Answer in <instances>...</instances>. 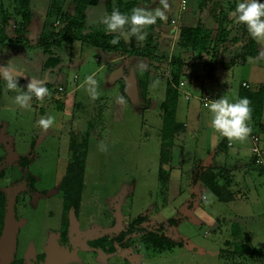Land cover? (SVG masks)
I'll use <instances>...</instances> for the list:
<instances>
[{"label": "rangeland", "instance_id": "obj_1", "mask_svg": "<svg viewBox=\"0 0 264 264\" xmlns=\"http://www.w3.org/2000/svg\"><path fill=\"white\" fill-rule=\"evenodd\" d=\"M103 1L112 9L130 1L140 8H161L166 16L161 31L173 35L189 14L194 25L199 20L212 25L217 37L218 24L204 17L214 10L202 6L210 0H186L185 7L183 0H166V9L161 0ZM0 2L9 34L19 33L28 42L0 44V62L7 65L16 59L19 71L51 83L48 94L33 96L31 107L25 109L13 102L18 90L8 89L0 79V197L5 199L0 264H264V165L253 162L250 133L236 151L228 142L225 149V136L218 132L217 150L208 103L200 100L223 96L234 103L241 87L257 91L263 86L264 39L258 40L257 56L243 60L241 45L251 35L233 18L219 60L210 63L212 57L206 55L207 63L186 54L177 119L188 125L175 135L170 161L163 165L161 105L167 96L168 61L108 55L76 40L55 49L60 63L45 68L49 55L37 46L42 29L59 26L60 14L71 12L78 0H31L29 23L16 0ZM89 18L97 23L99 13L92 10ZM141 31L146 35L147 25ZM122 37L130 41L128 27ZM162 41L159 54L170 55L174 38L162 36ZM132 64L144 82L138 104L127 96L123 77L110 81L115 69L123 67L127 75ZM89 75L95 85L86 82ZM29 82L19 76L20 90ZM89 88H95V98ZM121 96L123 102L118 100ZM259 113L256 121L251 112L247 124L253 125L251 131L264 149V99ZM41 117L53 118L46 131L37 123ZM85 139L80 204L67 212L74 246L69 250L60 243L65 210L61 184L73 159L72 142L81 148ZM203 176L220 188V194ZM143 216L147 228H164L167 243L158 246L135 229L116 241L117 254L88 247L87 240L106 233L116 237Z\"/></svg>", "mask_w": 264, "mask_h": 264}, {"label": "trees", "instance_id": "obj_2", "mask_svg": "<svg viewBox=\"0 0 264 264\" xmlns=\"http://www.w3.org/2000/svg\"><path fill=\"white\" fill-rule=\"evenodd\" d=\"M21 10V15L26 23H29L32 17L31 0H16ZM136 2H127L124 6L118 9L122 14L130 15L132 10L136 8ZM237 6L236 2H233L232 6L221 8L219 12L215 13V22L218 24L217 37H213L214 28L212 25H208L203 21H199L197 25L190 23L189 21H182L177 28L181 29L179 38L174 39L172 46V52L170 55H160L159 50L162 44L161 31L162 19L157 18L156 23L147 25V31L145 39L139 40L137 34L130 35V41L127 42L122 37L123 30L107 31L105 25L101 22L102 17L110 15L113 11L109 3L103 0H78V3L74 9L67 13L62 12L60 14L61 24L54 27L50 24L45 25L40 34L37 46L43 48L45 53L49 55L47 61L44 64L45 68L56 67L60 63L59 57L55 54V49L62 47L64 44L73 41H81L83 44L96 47L103 53L108 55H117L120 57H145L149 60L166 59L169 63L168 69V88L167 96L163 101L162 117L163 127L161 132L162 149H161V161L165 165L170 161L171 148L175 135L185 129V123L177 119V105L180 98L179 84L181 77L185 72V65L187 62V55L191 56L194 60L201 59L208 63L205 58L206 55L212 57L209 61L213 63L214 60H219L222 46H225L229 42V35L231 33V25L234 23V19L230 18V13L235 11ZM62 8H59L61 10ZM92 10L99 13V21L97 23H90L89 14ZM8 17L6 10L2 2H0V44L3 43H15L24 42V39L19 33L9 34L7 30ZM128 27V25H125ZM21 30V29H20ZM113 39H118L117 44H112ZM237 42L242 41L241 38L236 37ZM241 56L245 60L246 56H257L259 53L258 40L252 38L249 39L247 44L241 45ZM205 58V59H204ZM135 69L137 77L139 93L144 88V82L139 76V70L136 64H132ZM128 71V70H127ZM130 71V70H129ZM124 72L126 70L124 69ZM51 83L46 79L44 85L48 87ZM141 88V91H140ZM247 98L249 100V108L253 113L252 120L257 121V117H260L259 110L263 104L264 99V85L257 91L246 88H240L237 101L241 98ZM257 113L259 115H257ZM260 120V119H258ZM262 122H259V125ZM255 125V123H254ZM253 128V125L248 124ZM263 125L261 124V129ZM252 132V131H251ZM254 133V132H253ZM225 148L227 147V139L225 137ZM223 147V146H221ZM73 151V159L70 161L66 174L62 180L61 187L64 191V216L62 222V228L60 232V243L69 250L74 249L71 236L73 230L70 228V220L67 216V212L71 207H78L81 199V191L83 186V179L86 168L87 148L88 143L85 139L81 144V148H76L75 142L71 145ZM253 162L256 164V156L253 154ZM253 163V164H254ZM264 168V166H261ZM207 185L214 190L215 193L220 194V188L213 182L207 181L206 177H202ZM226 199V198H224ZM4 196L0 197V229L4 219ZM145 216L136 218L131 222L125 230H122L120 235L112 237L106 233L87 240L89 248L102 252L106 255L117 254L118 249L116 247V241L121 242L128 233L135 229H139L146 233V237L154 242L158 246H163L168 242V237L161 230H154L142 225ZM238 224H236L237 226ZM45 258V254L40 256V260Z\"/></svg>", "mask_w": 264, "mask_h": 264}, {"label": "clouds", "instance_id": "obj_3", "mask_svg": "<svg viewBox=\"0 0 264 264\" xmlns=\"http://www.w3.org/2000/svg\"><path fill=\"white\" fill-rule=\"evenodd\" d=\"M163 8L166 9L168 4L166 0H161ZM235 17L237 23L247 26L249 34L256 40L264 39V0H239L235 11L230 13ZM157 18L165 19V11L161 8L154 10L136 7L130 15L122 14L118 9H113L110 15L102 17L101 22L105 25L107 31L123 30L125 25L129 26V35H137L139 40L145 39V35L141 29L145 25L156 23ZM118 39H113L112 44H117ZM13 59L6 66H0V79L6 81V86L10 90H18V94L14 97V104L28 109L31 107L30 101L33 96L43 98L48 94V88L44 85V81L31 78L24 90H20L18 78L22 74ZM86 82L95 85L96 81L93 75L86 77ZM93 98L97 93L95 88H89ZM123 97L118 100L123 102ZM249 100L241 98L232 103L226 97L214 99L206 104L211 119L210 125L221 135L231 139H244L251 131L247 124L250 120L251 109L249 108ZM42 130L49 129L53 124L52 117H41L38 122Z\"/></svg>", "mask_w": 264, "mask_h": 264}, {"label": "water", "instance_id": "obj_4", "mask_svg": "<svg viewBox=\"0 0 264 264\" xmlns=\"http://www.w3.org/2000/svg\"><path fill=\"white\" fill-rule=\"evenodd\" d=\"M181 34V29H178L177 34H167V36H170L174 39L179 38ZM0 66H6L3 62H0ZM22 74H20V77L25 78L30 81L31 78L36 79L35 77L25 73L24 71H20ZM124 78L126 82V94L130 98V100L138 104L140 103V93H139V87L137 82V77L135 74V69L132 67L129 71V73L126 75L124 72L123 67H119L115 69L110 77V81H115L118 78Z\"/></svg>", "mask_w": 264, "mask_h": 264}, {"label": "crops", "instance_id": "obj_5", "mask_svg": "<svg viewBox=\"0 0 264 264\" xmlns=\"http://www.w3.org/2000/svg\"><path fill=\"white\" fill-rule=\"evenodd\" d=\"M233 2H236V3H238L239 2V0H210L209 1V4H208V2L206 3V1L205 2H203V4H202V6H207V7H209V8H206V9H210V8H213L214 10L212 11V13L209 11L208 13L206 12V14L204 15V17L206 18L205 19V21H208L207 19L209 18V19H211V21L212 22H215V10H218L217 12H219L220 11V9L221 8H226V7H230V6H232V4H233ZM186 4H187V1H186ZM202 13V12H201ZM205 13V12H204ZM188 15L189 14H186L184 17H183V20L186 22V21H189L190 23H193V20H191V19H189L188 18ZM230 18H235V17H233L232 15H230L229 16ZM199 21H204V20H199ZM182 21H180V23H181ZM167 34H169V33H164L162 36H167ZM170 37V36H169ZM186 125H188V123H185ZM188 127H186V129H187ZM201 126H200V124H199V127H198V129L200 130V133H201ZM204 133V132H203ZM213 132H211V134H212ZM205 134H207V133H205ZM205 134H199L200 135V139L202 140V138H203V140L205 139ZM213 137H214V140L216 141V147H217V144H218V141H219V138H220V136H219V133H218V131H216V132H214V134H213ZM223 137V136H222ZM221 137V138H222ZM226 139H227V141H228V145L229 144H231L232 146H236V151H240V142L242 141L241 139H229V138H227L226 137ZM225 149H228V148H225ZM216 150V149H215ZM217 150H218V147H217Z\"/></svg>", "mask_w": 264, "mask_h": 264}, {"label": "built area", "instance_id": "obj_6", "mask_svg": "<svg viewBox=\"0 0 264 264\" xmlns=\"http://www.w3.org/2000/svg\"><path fill=\"white\" fill-rule=\"evenodd\" d=\"M186 0H183L182 6L185 7ZM200 100L204 103H210L212 98L209 96L200 97ZM250 138L252 141L251 150L252 153L256 156V163L264 165V149L261 144V139L257 133L250 132Z\"/></svg>", "mask_w": 264, "mask_h": 264}]
</instances>
